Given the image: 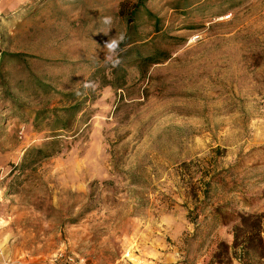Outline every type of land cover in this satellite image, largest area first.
Wrapping results in <instances>:
<instances>
[{
	"label": "rangeland",
	"instance_id": "rangeland-1",
	"mask_svg": "<svg viewBox=\"0 0 264 264\" xmlns=\"http://www.w3.org/2000/svg\"><path fill=\"white\" fill-rule=\"evenodd\" d=\"M0 264H264V0H0Z\"/></svg>",
	"mask_w": 264,
	"mask_h": 264
},
{
	"label": "clouds",
	"instance_id": "clouds-1",
	"mask_svg": "<svg viewBox=\"0 0 264 264\" xmlns=\"http://www.w3.org/2000/svg\"><path fill=\"white\" fill-rule=\"evenodd\" d=\"M105 25H110L111 24V18L110 17H104L102 21ZM124 36L123 35H116L114 38H111L109 41H107L104 45V49L107 50L108 53L114 54L117 49L119 48V44L123 41ZM107 58V57H106ZM119 61L116 60L113 63V66L118 65ZM85 88L93 87V83L89 81H85L83 83ZM77 95H80L79 92L76 93Z\"/></svg>",
	"mask_w": 264,
	"mask_h": 264
}]
</instances>
